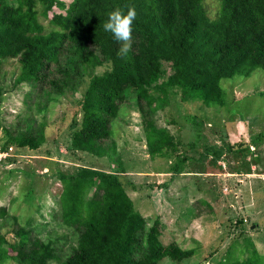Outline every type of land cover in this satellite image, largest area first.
<instances>
[{
  "label": "rangeland",
  "instance_id": "obj_1",
  "mask_svg": "<svg viewBox=\"0 0 264 264\" xmlns=\"http://www.w3.org/2000/svg\"><path fill=\"white\" fill-rule=\"evenodd\" d=\"M68 6L72 0H62ZM221 0H204L210 19L219 17ZM45 31L57 29L41 12ZM53 10L66 13L55 5ZM99 66L73 78L61 92L43 78L36 85L16 86L21 65L16 57L2 61L0 70V237L3 245L28 238L51 240L63 259L77 244L78 232L68 228L59 213L62 174L83 167L116 173L145 219L148 229L159 221L160 240L192 254L181 261L159 264H222L259 254L264 264V70L250 76L222 79L220 103H205L168 83L173 67L163 63L161 81L150 85L154 112L148 114L171 134L174 149L152 156L144 118L129 89L112 135L101 143L105 155L76 150L75 131L82 127V104ZM56 73L54 78H60ZM5 126L32 136H45L33 149L14 144L5 148ZM43 133V134H42ZM103 147V148H104ZM182 173L174 167L183 159ZM9 252V251H8ZM10 253V252H9ZM10 253L9 255H14ZM7 256L0 264H22ZM51 264H59L52 260Z\"/></svg>",
  "mask_w": 264,
  "mask_h": 264
},
{
  "label": "trees",
  "instance_id": "obj_2",
  "mask_svg": "<svg viewBox=\"0 0 264 264\" xmlns=\"http://www.w3.org/2000/svg\"><path fill=\"white\" fill-rule=\"evenodd\" d=\"M204 0H0V70L2 61L16 57L21 65L14 81L36 85L43 78L61 92L64 86L87 71L109 64L93 75L83 101L82 127L73 134L76 150L105 155L102 141L112 134L110 122L118 116L127 91H135L144 118L146 139L152 156L174 149L171 134L159 128L148 114L154 112L150 85L161 81L163 63L173 67L168 83L179 86L205 103H220L221 80L236 75L250 76L264 70V0H221L219 17L210 19ZM41 14L57 29L45 31ZM57 5L66 13L53 10ZM129 8L136 11L132 22L131 47L118 54L123 42L116 41L103 24L108 13ZM60 78H54L56 73ZM9 145L37 149L45 136H32L5 126ZM104 147V148H103ZM183 158L175 167L182 173ZM58 200L63 223L78 232L77 244L63 259L51 240L28 238L19 232L18 242L3 245L0 261L9 255L22 264H159L165 258L181 261L192 254L160 240L159 221L148 229L145 219L116 173L83 167L62 174ZM10 253H9V252ZM259 255V254H258ZM222 264H261L260 257Z\"/></svg>",
  "mask_w": 264,
  "mask_h": 264
},
{
  "label": "clouds",
  "instance_id": "obj_3",
  "mask_svg": "<svg viewBox=\"0 0 264 264\" xmlns=\"http://www.w3.org/2000/svg\"><path fill=\"white\" fill-rule=\"evenodd\" d=\"M136 11L129 8L126 12L115 9L108 13V18L103 24L105 32H110L116 41L123 42L118 54L126 55L131 47L132 22L135 19Z\"/></svg>",
  "mask_w": 264,
  "mask_h": 264
}]
</instances>
